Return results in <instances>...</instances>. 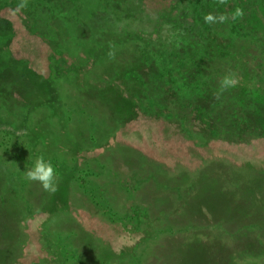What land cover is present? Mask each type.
Here are the masks:
<instances>
[{
  "label": "rangeland",
  "instance_id": "obj_1",
  "mask_svg": "<svg viewBox=\"0 0 264 264\" xmlns=\"http://www.w3.org/2000/svg\"><path fill=\"white\" fill-rule=\"evenodd\" d=\"M20 2L0 0V264H183L190 230L209 264H264V0ZM202 2L243 9L244 59L187 44ZM40 155L55 193L24 178Z\"/></svg>",
  "mask_w": 264,
  "mask_h": 264
},
{
  "label": "trees",
  "instance_id": "obj_2",
  "mask_svg": "<svg viewBox=\"0 0 264 264\" xmlns=\"http://www.w3.org/2000/svg\"><path fill=\"white\" fill-rule=\"evenodd\" d=\"M182 14L183 15H180L181 17L178 16V19L175 21V27L183 37L185 36L187 38V44L191 43V45H193V43H195L197 45H203V48L209 50L218 48L217 51L221 54H225L227 51L232 52V58L234 60L244 59L240 57V55H237V51H234L231 47L236 46L240 48L245 45V40H242L243 37L240 35L243 32L234 24V21L229 20L224 24H206L204 22L205 8L203 7V2L200 5L191 7L189 14L186 15L185 10ZM150 69L148 65L142 66L143 74H148ZM217 109L218 108H215V110ZM206 206L207 205L203 203L197 205L196 212L193 215L194 218H198V220L201 221L204 219V222L207 221V224L211 222L212 224L209 225L214 228L219 226L218 221H221V219H218L212 208L210 209V207ZM203 207L207 210L208 214L205 212L203 213ZM184 235L185 237H182L183 239L179 244L172 239L169 241V244L173 245V249L175 246H180L183 249V252L180 254L182 258L184 257L185 262L183 264H209V262L214 261V258L220 254L218 246L215 244L216 240H214L213 244L212 240H209L212 239V234L203 233V236H201L199 233H196V231L192 234L190 230L185 231ZM165 239L168 240V238ZM221 252L224 253L226 250L222 248ZM175 259L176 258H174L172 262H176ZM179 260H181V258H177V261Z\"/></svg>",
  "mask_w": 264,
  "mask_h": 264
},
{
  "label": "clouds",
  "instance_id": "obj_3",
  "mask_svg": "<svg viewBox=\"0 0 264 264\" xmlns=\"http://www.w3.org/2000/svg\"><path fill=\"white\" fill-rule=\"evenodd\" d=\"M227 0H218V3L225 4ZM27 6V0H21L17 6V11ZM244 11L241 8H236L234 12L229 15L221 13L215 15L213 13H207L204 16V22L206 24H224L229 20L235 21L237 18H242ZM109 57L114 58V52H109ZM239 84V78L233 73L226 74L219 81V87L214 94V98L219 99L220 95L230 89L235 88ZM24 178L30 182H38L45 192L55 193L57 191V176L56 170L50 160L40 155L33 161L32 166L28 167L24 171Z\"/></svg>",
  "mask_w": 264,
  "mask_h": 264
}]
</instances>
